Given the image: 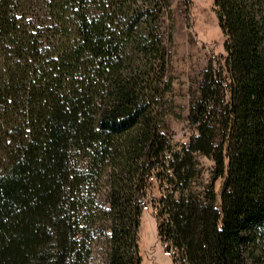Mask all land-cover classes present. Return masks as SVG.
Listing matches in <instances>:
<instances>
[{"label": "trees", "instance_id": "1", "mask_svg": "<svg viewBox=\"0 0 264 264\" xmlns=\"http://www.w3.org/2000/svg\"><path fill=\"white\" fill-rule=\"evenodd\" d=\"M210 1L175 138L169 0H0V264H141L146 208L174 264H264V0Z\"/></svg>", "mask_w": 264, "mask_h": 264}, {"label": "rangeland", "instance_id": "2", "mask_svg": "<svg viewBox=\"0 0 264 264\" xmlns=\"http://www.w3.org/2000/svg\"><path fill=\"white\" fill-rule=\"evenodd\" d=\"M164 27L171 30L168 42L171 90L166 95L165 123L168 131L180 138L187 129L189 107L201 73L209 57L222 51V37L210 0H169ZM196 161L200 175L191 187L201 190L209 180L213 161L203 155H197ZM137 236L141 264H174L157 238L150 208L142 213ZM94 251L90 263L105 264Z\"/></svg>", "mask_w": 264, "mask_h": 264}]
</instances>
